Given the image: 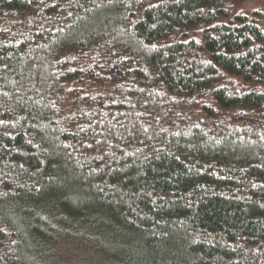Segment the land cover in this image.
Wrapping results in <instances>:
<instances>
[{"label":"trees","instance_id":"obj_1","mask_svg":"<svg viewBox=\"0 0 264 264\" xmlns=\"http://www.w3.org/2000/svg\"><path fill=\"white\" fill-rule=\"evenodd\" d=\"M72 235L264 264V0H0V264Z\"/></svg>","mask_w":264,"mask_h":264},{"label":"rangeland","instance_id":"obj_2","mask_svg":"<svg viewBox=\"0 0 264 264\" xmlns=\"http://www.w3.org/2000/svg\"><path fill=\"white\" fill-rule=\"evenodd\" d=\"M74 238V236H69L58 242L57 254L58 257L70 262L71 264H77L79 262L90 263L92 261L101 262L103 258L101 253L96 251H90L85 244ZM56 246V245H55ZM91 264V263H90Z\"/></svg>","mask_w":264,"mask_h":264}]
</instances>
